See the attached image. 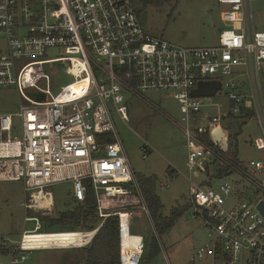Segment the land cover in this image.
<instances>
[{"label":"built area","instance_id":"1","mask_svg":"<svg viewBox=\"0 0 264 264\" xmlns=\"http://www.w3.org/2000/svg\"><path fill=\"white\" fill-rule=\"evenodd\" d=\"M253 1L218 0L223 28L217 43L182 47L147 33L132 0H0V88L14 86L20 99L16 113H0V181L23 183L24 219L34 222L23 230L10 264L24 262L33 250L58 248H33L29 236L40 232L37 214L51 212L49 187L62 180L72 182L77 202L89 187L97 214L117 217L120 264H139L144 237L131 232V218L145 214L158 232L115 128L116 116L129 120L126 94L150 103L144 94L166 92L176 102L180 116L172 120L185 136L188 170L206 158L222 161L214 138L221 129L220 139L228 142L231 115L257 116L262 135L251 146L264 151V34L255 28ZM57 63L75 80L53 95L44 65ZM208 80L221 84L214 96L191 94ZM39 92L44 99L38 101L32 94ZM217 95L227 102L213 101ZM151 151L146 142L142 157ZM227 166L225 174L237 173V180L224 176L216 186H202L189 178L190 218L207 237L191 261L264 264V216L257 209L264 202V161ZM127 237L135 238L133 248L126 247Z\"/></svg>","mask_w":264,"mask_h":264},{"label":"rangeland","instance_id":"2","mask_svg":"<svg viewBox=\"0 0 264 264\" xmlns=\"http://www.w3.org/2000/svg\"><path fill=\"white\" fill-rule=\"evenodd\" d=\"M250 8L256 30L264 34V0L253 1ZM221 9L222 6L218 0H171L162 6H148L140 13L139 20L147 33L176 45L207 47L217 43L218 32L223 28L219 18ZM3 47V42L0 40V54L4 51ZM49 54L57 55L53 50ZM44 72L49 75L53 95L62 86L75 80L73 76L66 73L65 65L61 63L52 66L44 65ZM41 85L45 86V82L42 81ZM77 87L79 83L73 85L71 90L76 93ZM262 92L264 106V77ZM144 95L150 103L134 95L126 94L129 120L123 122L116 116L114 119L116 131L122 140L123 150L126 152L132 171L145 175H157L155 190L163 205L162 214L168 216L174 207L178 206H184L186 210L176 218L171 229L163 234L158 233V236L154 233L149 218L145 214L131 218V232L139 233L145 239L139 264H213L212 257L191 261L196 251L205 246L207 237L206 229L201 226L199 220L190 218L192 208L189 178L204 184L202 186L207 184L216 186L221 181L216 176V161L219 160L214 162L210 158L208 162L206 158L192 170H188L185 136L177 122L172 120H178L180 116L176 102L166 92H152ZM213 101L227 102L222 95L215 96ZM152 104L157 109L151 107ZM19 106L20 99H18L16 88L1 87L0 113H16ZM14 121L18 123L17 118H14ZM230 124L231 131L237 134L238 156L243 159L255 158L264 161V151H258L249 144L252 137L262 135L257 116L237 117L231 120ZM13 134L19 136V129H16ZM146 142L152 147V151L143 158L141 147ZM172 170H175V173L171 175ZM238 178L239 175L234 173L226 179L235 181ZM49 189L53 195L51 212L38 213L39 217L42 215L55 217L60 211L74 205L70 180H62L50 186ZM24 201L25 193L21 181H0V245L7 250L18 244L24 229L33 228L34 222H26L24 219L26 215ZM230 202L226 203V206ZM29 215L36 214L29 211ZM81 247L33 250L28 252L27 259L19 264H61L64 261L84 264L85 253ZM152 250H156V253L150 257ZM11 258L12 254H3L0 251V264H10Z\"/></svg>","mask_w":264,"mask_h":264},{"label":"trees","instance_id":"3","mask_svg":"<svg viewBox=\"0 0 264 264\" xmlns=\"http://www.w3.org/2000/svg\"><path fill=\"white\" fill-rule=\"evenodd\" d=\"M135 5L137 14L140 15L148 6H162L165 3H169L171 0H132ZM253 114V112H250ZM239 116H230L229 120H234ZM227 130L229 131L228 136V151L222 150V161H216L218 178H223L227 165L229 163L243 167L245 162L238 157L236 145H237V134L231 131V124L229 122ZM227 164V165H225ZM175 173L172 170L170 174ZM136 178L138 180L140 189L143 192V197L147 208L150 211L151 219L154 226L157 228L159 234H163L172 228L176 218L181 216L186 210L184 206L174 207L168 216L162 214V203L155 190L158 177L154 175H145L137 173ZM86 196L84 201L77 202L74 197L73 206L62 210L55 217L48 215L40 216L42 232H61V231H96L90 242L82 246V250L85 253L84 264H120L119 261V247H118V228H117V217L108 216L101 218L97 214L95 199L92 191L89 187L86 190ZM145 243V239H144ZM15 246H12L8 250L0 245V251L3 254L16 253L14 250ZM157 249V248H155ZM11 250V251H10ZM156 253V250L150 252V257ZM213 264H224L222 260L213 259Z\"/></svg>","mask_w":264,"mask_h":264},{"label":"bare ground","instance_id":"4","mask_svg":"<svg viewBox=\"0 0 264 264\" xmlns=\"http://www.w3.org/2000/svg\"><path fill=\"white\" fill-rule=\"evenodd\" d=\"M73 86V85H72ZM71 86V89H72ZM51 199L49 196H46L45 202H48ZM32 235L33 240H35L36 245L33 247H80L88 242L95 235V231H61V232H34ZM126 247L133 248L129 244L128 238L125 240Z\"/></svg>","mask_w":264,"mask_h":264},{"label":"water","instance_id":"5","mask_svg":"<svg viewBox=\"0 0 264 264\" xmlns=\"http://www.w3.org/2000/svg\"><path fill=\"white\" fill-rule=\"evenodd\" d=\"M221 84L219 81L216 80H208V81H199L194 89L191 90V94L194 96L200 97H209L214 96L217 89H220ZM32 96L36 100H43V93L39 94H32ZM224 136V132L221 129H217L216 137L214 138V142L219 145L220 149L224 152L228 151V142L226 139H220ZM231 174V171L224 174L225 177H228ZM257 209L260 213L264 216V202L260 201L257 204ZM96 233V232H95Z\"/></svg>","mask_w":264,"mask_h":264},{"label":"crops","instance_id":"6","mask_svg":"<svg viewBox=\"0 0 264 264\" xmlns=\"http://www.w3.org/2000/svg\"><path fill=\"white\" fill-rule=\"evenodd\" d=\"M255 137V136H254ZM254 137H252L251 139H250V141H249V144H250V146H251V142H252V139L254 138ZM252 147V146H251ZM239 157V156H238ZM240 158V157H239ZM241 160H243L244 162L245 161H248V159H251V158H248V159H243V158H240ZM128 238V242H129V244L130 245H133L134 244V239L133 238H130V237H127ZM82 246V245H81ZM84 246V245H83ZM75 248V247H74ZM76 248H79V247H76ZM69 249H71V248H69ZM61 264H75V263H72V262H69V261H64V262H62Z\"/></svg>","mask_w":264,"mask_h":264}]
</instances>
